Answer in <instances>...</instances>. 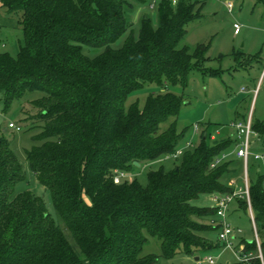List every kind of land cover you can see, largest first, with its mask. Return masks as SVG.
I'll list each match as a JSON object with an SVG mask.
<instances>
[{
	"label": "trees",
	"instance_id": "1",
	"mask_svg": "<svg viewBox=\"0 0 264 264\" xmlns=\"http://www.w3.org/2000/svg\"><path fill=\"white\" fill-rule=\"evenodd\" d=\"M156 1L159 24L143 17L135 37L129 0H0L8 14H21L24 37L17 56L0 47V101L7 108L28 92L45 93L28 118L44 123L36 137L43 142L27 157L58 215L56 221L31 191L14 194L24 170L0 126V264H157V255L143 254L146 232L161 241L166 258L219 245L205 236L219 228L210 223L216 209L192 201L235 189L237 157L212 164L238 139L230 126L206 122L197 145L191 139L192 146H181L186 128L179 130L176 118L184 96L169 88H185L194 70L218 74L204 67L205 45L180 46L205 3ZM257 2L264 8V0ZM85 48L103 51L91 55ZM148 84L159 90L143 108L135 102L126 111L127 98ZM252 127L264 143V124L252 119ZM179 148L182 154L171 156ZM163 156L176 165L151 170L147 185L114 181L116 170L127 174L135 161L141 166ZM249 190L263 255V262H251L264 264V173L249 181ZM235 201L249 209L246 199ZM243 243L247 252L258 248L256 241Z\"/></svg>",
	"mask_w": 264,
	"mask_h": 264
},
{
	"label": "rangeland",
	"instance_id": "2",
	"mask_svg": "<svg viewBox=\"0 0 264 264\" xmlns=\"http://www.w3.org/2000/svg\"><path fill=\"white\" fill-rule=\"evenodd\" d=\"M129 2L131 7L127 14L133 23L132 30L135 37L139 35L143 17H150L155 26L159 24V1L129 0ZM201 2L205 3L201 15L186 25L187 34L180 46H188L191 51H195L199 45H205L209 59L204 67L215 70L218 74L194 70L185 88L182 85L169 87L184 96L185 102L176 118L179 130L186 128L181 146L191 139L197 145L200 131L203 129L202 125L206 122L229 127L233 121L247 120L251 115L254 121L264 124V80L257 89L264 65V8L262 4L257 0H200L198 6ZM229 3L233 5L232 11L228 8ZM152 4L155 6L151 7ZM20 18V13L8 14L4 8H0V47L14 56L18 55L20 44L24 39L19 25ZM235 23L240 25L239 33H235ZM127 35L122 36L112 46L120 47ZM85 51L91 55H97L103 51V48H85ZM243 52L244 56L241 55ZM258 54L260 58L250 60V55ZM158 90L155 84H148L142 90L131 94L125 102L126 111L135 102L143 108L149 93ZM44 95L45 93L41 91L28 92L22 98L14 100L7 108L0 101V126L2 133L10 140L11 148L24 170V179L18 181L14 194L31 191L41 196L52 217L58 221L51 193L38 182L27 157V152L33 146L43 142L36 137L43 132L44 123L28 118L38 112L34 101ZM173 120L174 118H169L162 122L160 129L162 131L167 129ZM10 122L17 127L20 126V129L10 127ZM195 125H198V131L194 130ZM228 131L234 133L232 127ZM219 134L220 132L215 131L213 135L216 138ZM252 140L254 141L253 151L264 153V143L259 140L258 136L253 135ZM233 157L236 159L235 156ZM237 160V172L230 181V184L234 186L242 185L245 177L244 162L242 159ZM176 163L177 159L163 156L155 161L133 167L127 172L125 178L147 185L148 173L151 170H156L161 166L169 170L174 168ZM248 171L250 183L256 182L260 173H264V161H254L251 157ZM192 202L200 206L212 205L208 195H203ZM236 204V201L233 202L228 212V220L234 228L241 229V232L232 239L231 246L220 242L218 231L212 230L206 232L205 236L218 243L217 247L192 255L178 253L173 258H166L163 256L161 241L146 232L148 240L144 245L143 254L157 255V264H206L202 260L208 255L214 258L215 264H249L241 254L247 252L244 250L243 240L256 241L254 226L250 210L239 208ZM214 220L216 218L212 217L210 223ZM247 253H251L249 257L251 259L259 257L258 248Z\"/></svg>",
	"mask_w": 264,
	"mask_h": 264
},
{
	"label": "built area",
	"instance_id": "3",
	"mask_svg": "<svg viewBox=\"0 0 264 264\" xmlns=\"http://www.w3.org/2000/svg\"><path fill=\"white\" fill-rule=\"evenodd\" d=\"M156 1V0H155ZM174 3L177 2V0H172ZM151 7H154V4L151 5ZM228 8L230 11L233 9V5L229 3ZM235 33L240 32V25L238 23L234 24ZM264 80V67L262 70V75L260 77V80L257 85L258 87L262 84ZM256 89V90H257ZM252 117L251 115L248 117L247 120H237L233 121L230 124V127L234 130V135L238 139V143L235 148L236 156L243 160L244 162V171H245V177H244V183L242 185L235 186V189L231 193H222V192H215L211 195V201H212V207L216 209V220L213 221L214 224L218 225V238L219 240L224 243L225 245L231 246L232 245V239L241 232V229L234 228L231 223L228 220V212L230 209V206L233 202H235L236 198H244L248 202V207L250 210L254 231H255V240L259 249V257L261 258L263 262V255L261 251V242L260 237L258 233L257 224L255 222L254 213L252 209L251 204V197H250V190H249V161L251 157L255 160H262L264 161V153H258L254 152L252 149L253 140L252 136L257 135V133L254 131L252 127ZM10 127H17L13 122L9 123ZM18 128V127H17ZM195 131H198V125H195ZM193 142L189 140L186 143V147L192 146ZM184 148H179L174 154L171 156L177 157L182 154ZM228 153H223L220 155V157H217L215 162L212 164V166H216L220 164L223 160H225L228 157ZM126 174L123 171H115L114 175V181L116 183H120L124 178ZM243 258H245L246 262L249 264H252L251 253H243L241 254ZM203 263L206 264H215V260L211 255H208L202 260Z\"/></svg>",
	"mask_w": 264,
	"mask_h": 264
},
{
	"label": "crops",
	"instance_id": "4",
	"mask_svg": "<svg viewBox=\"0 0 264 264\" xmlns=\"http://www.w3.org/2000/svg\"><path fill=\"white\" fill-rule=\"evenodd\" d=\"M263 67H264V65H263ZM235 148H236V147H235ZM235 148H234L232 151L228 152V154H229V155H228V157H227V158H229V157L231 158V157H232V155H233V156H235V157H237V156H236V153H235ZM237 159L241 160V159H240V158H238V157H237ZM253 160H254V161H258V160H255V159H253ZM208 198H209V199H210V201H211V198H210V196H209ZM211 203H212V201H211ZM232 205H233V203L231 204V206H232ZM236 205H237V204H236ZM231 206H230V208H231ZM229 210H230V209H229ZM217 231H218V230H217ZM196 259H197V258H196Z\"/></svg>",
	"mask_w": 264,
	"mask_h": 264
},
{
	"label": "water",
	"instance_id": "5",
	"mask_svg": "<svg viewBox=\"0 0 264 264\" xmlns=\"http://www.w3.org/2000/svg\"><path fill=\"white\" fill-rule=\"evenodd\" d=\"M135 164H136V165H138V166L140 165V163H139V162H137V161H135ZM196 258L198 259V257H196Z\"/></svg>",
	"mask_w": 264,
	"mask_h": 264
}]
</instances>
